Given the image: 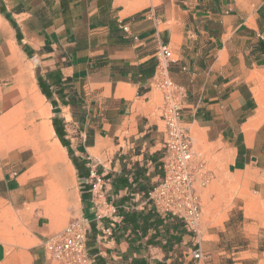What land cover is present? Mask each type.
Segmentation results:
<instances>
[{
    "label": "crops",
    "instance_id": "1",
    "mask_svg": "<svg viewBox=\"0 0 264 264\" xmlns=\"http://www.w3.org/2000/svg\"><path fill=\"white\" fill-rule=\"evenodd\" d=\"M163 45L173 54L171 76L186 91L183 123L210 180L253 186L262 179L264 0H0V123L27 109L46 135L49 120L60 143L54 154L63 159L43 185L18 147L0 153V228L14 218L11 206L28 231L16 246L0 237V264H66L44 243L76 217L93 219L85 183L92 165L123 215L110 240L92 223L94 264L241 263L231 260L218 216L205 223L207 233L203 220L196 237L145 203L143 192L161 174L164 95L152 81ZM239 209L246 213L245 199ZM224 210L227 224L233 208ZM253 263L264 264V256Z\"/></svg>",
    "mask_w": 264,
    "mask_h": 264
},
{
    "label": "built area",
    "instance_id": "2",
    "mask_svg": "<svg viewBox=\"0 0 264 264\" xmlns=\"http://www.w3.org/2000/svg\"><path fill=\"white\" fill-rule=\"evenodd\" d=\"M150 18L161 20L156 9H149ZM129 32L127 24L122 26ZM172 51L163 45L157 53V63L153 76V85L164 95L162 119L165 123L163 147L159 169V180L144 192L147 205L157 212L183 222L187 231L198 236L203 221L200 189L207 185L210 177L203 162L196 157L194 141L182 120L186 91L171 76ZM91 194L94 217L81 216L72 219L63 229L50 236L44 243L47 254L66 264H94L89 252V235L93 222L99 231L101 240H110L115 236V228L123 220L119 207L110 198L108 180L100 174L95 165L90 166L85 180ZM204 253L197 242L193 250L196 260Z\"/></svg>",
    "mask_w": 264,
    "mask_h": 264
},
{
    "label": "rangeland",
    "instance_id": "3",
    "mask_svg": "<svg viewBox=\"0 0 264 264\" xmlns=\"http://www.w3.org/2000/svg\"><path fill=\"white\" fill-rule=\"evenodd\" d=\"M243 1L248 5L257 6L263 0ZM27 111L25 109L28 114ZM26 113L10 115L0 123V146H3L0 153L11 152V148H5L7 146L18 147L17 152H21L25 157L26 166L34 164V168L40 174L41 184L46 185L48 178H53L54 169L56 171L59 169L56 160L49 155L46 135L38 128L37 120ZM201 189L204 191L201 202L204 213L203 232L207 233L205 223L218 216L219 225L226 227L220 236L227 249L233 253L231 260L236 257L240 264H257L253 262L264 256V175L253 186L236 185L230 180L226 182L210 180ZM210 193H215L216 197L212 198ZM243 199L246 201V213L239 209ZM225 207L233 208L231 220L227 224H224L228 216ZM10 210L14 218L3 223L4 228H0V237H5L4 241L8 240L10 246H16L22 240V235L26 237L28 233L27 223L25 224L21 215H18L11 206Z\"/></svg>",
    "mask_w": 264,
    "mask_h": 264
},
{
    "label": "bare ground",
    "instance_id": "4",
    "mask_svg": "<svg viewBox=\"0 0 264 264\" xmlns=\"http://www.w3.org/2000/svg\"><path fill=\"white\" fill-rule=\"evenodd\" d=\"M43 125H44V129H45L46 135H47L46 136L47 137V142H48V144L50 145V147L52 149V157L56 161H62L63 162V159H62V156L61 155H55L54 154V150H56V148L58 146H60V143H59L58 140H54V133L55 132H54V129H53V126H52L51 122L49 120H45L44 123H43ZM63 167H64V165H63ZM68 173H69V170L66 168L65 174H68Z\"/></svg>",
    "mask_w": 264,
    "mask_h": 264
},
{
    "label": "trees",
    "instance_id": "5",
    "mask_svg": "<svg viewBox=\"0 0 264 264\" xmlns=\"http://www.w3.org/2000/svg\"><path fill=\"white\" fill-rule=\"evenodd\" d=\"M46 94H47V93H46ZM54 126H55L56 132H57V134L59 135L60 140L62 141V143H63L64 145H67V144H66V141H65V139H64V133H63L62 130L60 129L59 125L57 124V120H56V119H54Z\"/></svg>",
    "mask_w": 264,
    "mask_h": 264
}]
</instances>
